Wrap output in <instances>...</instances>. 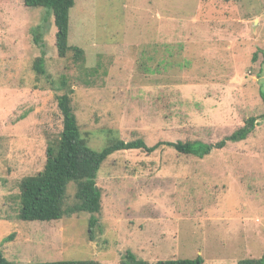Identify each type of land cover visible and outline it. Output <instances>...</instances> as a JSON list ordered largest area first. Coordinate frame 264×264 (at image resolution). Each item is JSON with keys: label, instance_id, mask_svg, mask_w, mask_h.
I'll return each instance as SVG.
<instances>
[{"label": "rangeland", "instance_id": "1", "mask_svg": "<svg viewBox=\"0 0 264 264\" xmlns=\"http://www.w3.org/2000/svg\"><path fill=\"white\" fill-rule=\"evenodd\" d=\"M70 14L69 43L104 58L94 76L58 58L51 15L0 0V246L15 236L4 256L14 264H122L127 251L149 264L262 257L259 119L245 141L203 159L165 145L111 154L97 175L99 213L17 220L20 180L43 170L47 142L61 131L56 93L32 71L44 53L53 79L73 84L75 117L96 151L115 136L148 147L215 144L264 113V0H75ZM74 192L70 183L67 206Z\"/></svg>", "mask_w": 264, "mask_h": 264}, {"label": "trees", "instance_id": "2", "mask_svg": "<svg viewBox=\"0 0 264 264\" xmlns=\"http://www.w3.org/2000/svg\"><path fill=\"white\" fill-rule=\"evenodd\" d=\"M23 4L30 9L43 10L53 17L56 27L55 46L59 59L72 60L79 65L78 67L82 71H87V75L90 76L101 71L100 69L104 65L101 52H94L89 47L75 46L68 41L70 13L75 6V0H23ZM132 55L129 53L130 57ZM32 71L38 83L44 82V85L46 84L56 93L57 108L61 116V131L47 142L46 162L43 170L20 180L19 204L15 211H17V220L22 222H51L77 213L92 215L99 213L101 210V191L97 187V175L104 161L115 152L144 150L152 153L160 146L165 145L174 149L179 155L203 159L214 150L223 149L227 142L245 141L255 130L258 119L264 120V113L258 118L250 117L242 127L215 144L204 143L199 140H187L185 142L157 143L148 147L142 139L125 142L115 136L108 141L102 150L96 151L89 147L88 138L81 133L73 105L75 90L73 84L68 82V77L62 76L59 79H53L46 69L45 53L34 60ZM260 94L264 103V92L260 91ZM70 183L75 186L74 198L76 202L72 206H67L65 201ZM96 224V220L89 221L90 234ZM14 237V235L8 236L1 246L12 241ZM89 237L92 239L90 235ZM1 246L0 264H14L4 256ZM41 264L102 263L92 260H60ZM122 264L149 263L137 258L131 251H127L123 256ZM153 264H204V260L198 256L194 259L158 260ZM237 264H264V254L258 259L240 260Z\"/></svg>", "mask_w": 264, "mask_h": 264}]
</instances>
